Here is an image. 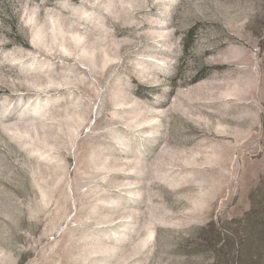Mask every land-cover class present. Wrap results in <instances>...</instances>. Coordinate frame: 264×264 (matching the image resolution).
<instances>
[{
  "label": "rangeland",
  "instance_id": "rangeland-1",
  "mask_svg": "<svg viewBox=\"0 0 264 264\" xmlns=\"http://www.w3.org/2000/svg\"><path fill=\"white\" fill-rule=\"evenodd\" d=\"M0 264H264V0H0Z\"/></svg>",
  "mask_w": 264,
  "mask_h": 264
}]
</instances>
